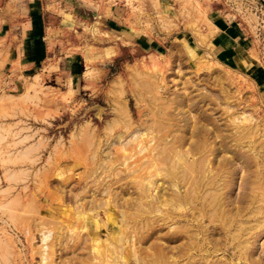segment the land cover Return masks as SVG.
<instances>
[{"label":"rangeland","instance_id":"rangeland-1","mask_svg":"<svg viewBox=\"0 0 264 264\" xmlns=\"http://www.w3.org/2000/svg\"><path fill=\"white\" fill-rule=\"evenodd\" d=\"M0 264H264V0H0Z\"/></svg>","mask_w":264,"mask_h":264},{"label":"bare ground","instance_id":"bare-ground-1","mask_svg":"<svg viewBox=\"0 0 264 264\" xmlns=\"http://www.w3.org/2000/svg\"><path fill=\"white\" fill-rule=\"evenodd\" d=\"M153 66H155V64H154ZM151 150H154V149L151 148ZM147 156H148V155H147ZM151 159H152V158H151ZM148 161H149L150 166H153V164L151 165V161H152V160L149 159ZM146 163H147V162H146ZM192 163H193V162H192ZM141 164L143 165V163H141V162H140V163L136 162V163H134V164L131 165V166H132V167H135V166L137 165V166H139V170L144 171V170H145V166H143V168H144V169H143V168L141 167V166H142ZM190 173H191V172H190ZM192 176H194V175L192 174ZM186 177H187V176H186ZM188 183H189V182H188ZM189 184H190V183H189ZM191 185H192V184H191ZM211 185H212V184H211ZM186 187H187V185H186ZM175 188H176V187H175ZM186 190H187V189H186ZM177 194H178V193H177ZM43 239L45 240V238H43Z\"/></svg>","mask_w":264,"mask_h":264}]
</instances>
